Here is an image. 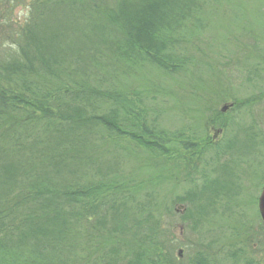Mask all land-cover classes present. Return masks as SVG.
<instances>
[{
	"label": "rangeland",
	"instance_id": "374dc122",
	"mask_svg": "<svg viewBox=\"0 0 264 264\" xmlns=\"http://www.w3.org/2000/svg\"><path fill=\"white\" fill-rule=\"evenodd\" d=\"M27 5V0L12 1L9 9L0 8V16H7L18 29L28 17ZM171 18L180 27L171 33L177 41L169 51L173 61L166 60L168 69L138 50L119 54L94 42L76 47L81 33L60 40L70 81H86L121 98L133 112L129 117L140 116L139 124L159 133L156 138L170 151L161 154L127 134L115 137L102 128L77 141L76 134L85 131L80 129L70 140L58 141L81 147L84 160L67 158L63 162L67 168L50 176L60 183L119 180V189L105 197L104 206L111 208L106 218L114 222L105 228L119 225L117 240L132 244L139 241L133 237L136 233L153 226L146 232L157 245L156 253L169 264H192L200 256L226 264L233 253L258 255L255 199L262 186L256 181L264 175V0H178ZM9 43L0 36L2 53H14ZM51 83L56 86L55 80ZM112 103L99 98L84 106L92 114L117 109L122 118L119 100L117 107ZM223 105L230 107L220 113ZM51 107L56 112L60 108ZM127 125L126 121L122 126ZM212 125L222 128L214 141ZM249 128L256 133L253 139ZM33 132L37 148L57 146L47 138L42 122ZM92 225L91 220L82 221L81 227L92 230ZM88 247L72 250L66 264L97 261L100 255L87 252ZM6 260V264L52 262L32 252Z\"/></svg>",
	"mask_w": 264,
	"mask_h": 264
},
{
	"label": "trees",
	"instance_id": "16d2710c",
	"mask_svg": "<svg viewBox=\"0 0 264 264\" xmlns=\"http://www.w3.org/2000/svg\"><path fill=\"white\" fill-rule=\"evenodd\" d=\"M12 1L15 0H0V8L7 5L9 9ZM27 1L28 17L18 29L13 28L15 22H9L7 16H0V36L10 39L8 46L14 48L13 54L0 51V264H6L7 256L22 252L52 259L44 264H66L72 250L87 245V252L100 255L92 264H169L156 253L157 245L149 235L153 226L148 225L149 233L146 230L131 234L139 239L132 244L117 240L119 225L105 228L114 223L106 218L111 208L104 206L105 197L119 189V180L60 183L50 174L66 169L63 162L67 158L84 160L81 147L60 145L58 141L70 140L72 132L80 129L85 131L76 134L77 141L102 128L115 137L127 134L137 144L161 154L170 151L156 138L159 133L139 124L140 116L129 117L133 112L121 98L86 81H70L73 77L71 71L65 72L68 68L63 63L66 56L60 40L66 39V34L81 33L82 40L76 47L94 42L119 54L138 50L159 67L168 69L167 61H173L169 51L177 41L171 33L179 24L173 23L171 16L178 0ZM184 15L180 17L184 19ZM99 98H109L114 105L119 100L123 117L117 109L106 114L89 113L84 104ZM52 105L56 109L60 106L57 112ZM126 121L129 125L125 127L131 131L122 126ZM41 122L47 138L57 141L56 147L37 148L34 144L31 136ZM250 137L253 139L256 133L252 131ZM103 206L104 211L99 213ZM90 220L92 230L81 227L82 221ZM210 260L200 256L192 264H211ZM72 262L89 264V259Z\"/></svg>",
	"mask_w": 264,
	"mask_h": 264
},
{
	"label": "flooded vegetation",
	"instance_id": "af4514ba",
	"mask_svg": "<svg viewBox=\"0 0 264 264\" xmlns=\"http://www.w3.org/2000/svg\"><path fill=\"white\" fill-rule=\"evenodd\" d=\"M225 112V111H224ZM220 110V113H224ZM219 117V114L217 115L216 118ZM215 118V119H216ZM211 129L213 131L212 134V140H216L220 134V132H222V128L220 127H215V126H211ZM264 173V170L262 171L261 174ZM260 178V177H259ZM263 179V180H262ZM256 182L261 183L262 182V186H261V190L257 196V199H255L256 201V206H257V214H258V219L259 222H257V226H259L258 228V255H245V254H230L227 256V261L226 264H264V220L262 219L260 212H259V207H258V198L262 192V190L264 189V175L263 177H261V180H257ZM258 183H256V187L258 186ZM247 226H254L253 224H247ZM211 264H221L220 262H216V261H212L210 260Z\"/></svg>",
	"mask_w": 264,
	"mask_h": 264
},
{
	"label": "water",
	"instance_id": "95a60500",
	"mask_svg": "<svg viewBox=\"0 0 264 264\" xmlns=\"http://www.w3.org/2000/svg\"><path fill=\"white\" fill-rule=\"evenodd\" d=\"M229 107H230L229 105H223L221 108V111L224 112ZM258 207H259L260 215H261L262 219L264 220V189L262 190V192L258 198Z\"/></svg>",
	"mask_w": 264,
	"mask_h": 264
}]
</instances>
